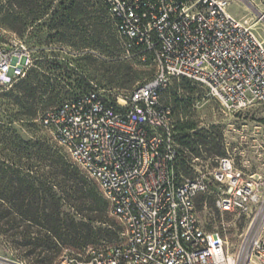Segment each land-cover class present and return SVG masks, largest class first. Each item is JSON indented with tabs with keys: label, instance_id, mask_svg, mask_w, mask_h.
I'll use <instances>...</instances> for the list:
<instances>
[{
	"label": "built area",
	"instance_id": "obj_1",
	"mask_svg": "<svg viewBox=\"0 0 264 264\" xmlns=\"http://www.w3.org/2000/svg\"><path fill=\"white\" fill-rule=\"evenodd\" d=\"M103 1L124 52L149 56L155 71L123 96L91 88L36 119L96 182L121 226L118 242L66 249L57 264H264V179L246 174L227 155L210 171L178 174L182 150L172 110L161 99L172 80L183 78L227 112L264 105V41L251 23L227 11L233 0ZM245 1L264 20V10ZM32 65L31 51L0 27V90ZM201 196L203 203L211 196L221 215H253L250 237L236 256L199 220ZM9 263L0 252V264Z\"/></svg>",
	"mask_w": 264,
	"mask_h": 264
},
{
	"label": "trees",
	"instance_id": "obj_2",
	"mask_svg": "<svg viewBox=\"0 0 264 264\" xmlns=\"http://www.w3.org/2000/svg\"><path fill=\"white\" fill-rule=\"evenodd\" d=\"M54 2L62 11L74 13L84 10L89 0H0V22L10 30H21V12L34 20L47 13ZM96 5L100 16L95 45L111 58H99L100 79L112 86L130 87L139 76L131 70L127 60L119 56L124 49L105 2L96 0ZM147 60L149 56L141 61L146 64ZM54 65L58 64L54 62ZM42 71L41 68L29 69L16 86L0 98V234L9 237L14 248H22L24 257L50 264L62 248L77 253L99 240L113 241L116 224L108 215V203L97 184L86 177L60 147L31 129L43 111L91 88L56 103L59 92L54 93L49 86L50 78ZM177 80L198 86L183 78L172 80L161 94L162 101L172 111L170 100L163 96ZM173 96L177 97L175 91ZM23 126L30 135L26 136L19 129ZM195 127L189 121L179 126L174 124V137L178 144L198 155L200 148L212 142L204 131H193ZM185 157L182 155L178 160L184 170L187 169ZM199 201H203V196ZM21 222L24 228L18 230ZM32 225L39 227L35 235L30 229Z\"/></svg>",
	"mask_w": 264,
	"mask_h": 264
},
{
	"label": "rangeland",
	"instance_id": "obj_3",
	"mask_svg": "<svg viewBox=\"0 0 264 264\" xmlns=\"http://www.w3.org/2000/svg\"><path fill=\"white\" fill-rule=\"evenodd\" d=\"M250 1L252 4L261 6L263 0ZM227 11L237 19H246L251 23L258 36L264 41V20L256 19L257 12L248 1L233 0ZM20 16L21 30H10L1 22L0 27L12 33L31 51L33 65L30 70L41 68L42 72L50 78L49 86L54 93L59 92L56 103L89 88L99 89L104 95L123 96L154 75L155 68L151 58L144 64L141 61L143 59L121 51L119 56L127 60L131 70L139 76L138 81L130 87H121L112 86L100 79L99 58L102 56L111 58L102 54L95 45L94 35L98 29L100 16L96 0H89L84 10L74 13L62 11L54 2L47 13L40 18L30 20L22 12ZM106 17L109 19L107 14ZM5 35L9 36V33ZM54 62L58 65L55 66ZM17 84L18 81L8 89L0 90V98ZM174 91L177 97L173 96ZM42 99L45 101V96ZM163 99L170 100L175 126L185 121L193 122L196 125L193 131H204L209 134L212 142L206 148H200L198 155L189 152L179 144L180 150L183 151L182 155H186L187 169H182L178 163V174L189 176L199 171H210L215 166L217 157L227 155L233 159L236 167L246 174L264 179V105L254 103L241 111L227 112L209 97L203 88L182 80L175 81ZM19 129L26 136L31 134L25 131L24 126ZM31 129L35 134L60 147L70 160L65 149L55 141L48 130L39 126L37 122ZM78 169L95 182L87 173L79 167ZM197 210L198 218L204 228L218 231L225 240L227 253L236 256L242 243L250 237L249 229L253 215L240 217L230 213L221 215L214 207L211 196L207 197L205 203L198 199ZM108 215L116 224L115 239L113 241L99 240L93 244L94 246L114 244L121 239L119 222L109 212ZM17 218L21 220L19 215ZM23 226L24 222H21L18 230L23 229ZM30 229L35 235L39 227L32 225ZM65 250L62 248L60 255L50 264H57ZM0 252L10 259L9 264H47L24 257L22 248H14L11 239L1 234Z\"/></svg>",
	"mask_w": 264,
	"mask_h": 264
},
{
	"label": "crops",
	"instance_id": "obj_4",
	"mask_svg": "<svg viewBox=\"0 0 264 264\" xmlns=\"http://www.w3.org/2000/svg\"><path fill=\"white\" fill-rule=\"evenodd\" d=\"M254 4V3H253ZM257 4H255V6H256ZM257 7L259 8V10H261V11H263L264 10V4H262L261 6H258L257 5Z\"/></svg>",
	"mask_w": 264,
	"mask_h": 264
},
{
	"label": "bare ground",
	"instance_id": "obj_5",
	"mask_svg": "<svg viewBox=\"0 0 264 264\" xmlns=\"http://www.w3.org/2000/svg\"><path fill=\"white\" fill-rule=\"evenodd\" d=\"M229 258H232V257H229Z\"/></svg>",
	"mask_w": 264,
	"mask_h": 264
}]
</instances>
